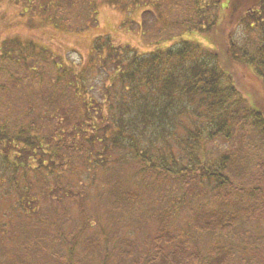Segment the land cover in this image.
Returning <instances> with one entry per match:
<instances>
[{"label":"trees","instance_id":"1","mask_svg":"<svg viewBox=\"0 0 264 264\" xmlns=\"http://www.w3.org/2000/svg\"><path fill=\"white\" fill-rule=\"evenodd\" d=\"M233 1L206 18L178 0H107L141 8L146 53L99 36L79 64L2 40L0 200L30 228L0 223V264H264V0ZM21 2L61 32L98 25L93 0ZM170 8L184 16L166 21ZM233 8L257 41L232 33L219 52L212 30ZM66 201L75 214L56 211Z\"/></svg>","mask_w":264,"mask_h":264},{"label":"rangeland","instance_id":"2","mask_svg":"<svg viewBox=\"0 0 264 264\" xmlns=\"http://www.w3.org/2000/svg\"><path fill=\"white\" fill-rule=\"evenodd\" d=\"M23 1V0H21ZM19 3V6L14 4L13 0H0V44L4 38L7 37H21L27 40H32L37 44L42 46H48L52 50L59 52L68 60H73L75 63H79L82 61H86L89 52L91 51L93 40L96 37H108L114 44L117 45H125L128 44L133 48L137 49L141 53H146L150 51L155 45L154 43L147 42V34H143V30L141 26L143 24V16L141 12V8H128L129 10L124 11L118 9L116 6L107 3V0H93L98 5V25L95 28L90 30L83 31L81 33H72V32H61L59 30L53 29V27L43 24V22L38 19V17L30 19L27 14L24 16H20L21 7L23 2ZM127 1V0H123ZM179 2L183 3H190L194 8L198 9L202 6V15L207 18L208 11L212 17L215 16L216 12L213 10L214 5L210 3L212 0H199L196 4L192 3V0H178ZM233 1V0H232ZM256 1V0H255ZM253 0H234L233 2H237V7H242L244 10L246 6H250L254 4ZM198 3L200 6L198 7ZM171 15L167 17L166 21L169 20H178L181 16L185 13L181 9L175 10L170 8ZM24 10V9H23ZM163 10V9H162ZM242 13V12H240ZM161 18L158 21L157 25H162L165 23V18L161 11L160 13ZM239 15V11L237 9H232V12L227 14V16H222L220 22L214 26L212 30L213 42L215 43L220 51H224L226 49V41L229 42V39H232L237 44L241 45L244 44H252L254 40L257 41V36L255 34L250 35L248 31L243 30L241 31L240 26L236 27V24L232 23L233 20L237 18ZM150 16V15H149ZM150 19L146 18V21L149 22ZM123 22L124 25L122 24ZM232 33H234L232 35ZM232 35V37H231ZM228 36V37H227ZM199 38V37H197ZM201 39V38H200ZM241 39V41H239ZM243 75H240V78L243 80ZM241 87V86H240ZM239 88V87H238ZM240 89V88H239ZM251 92L252 96L249 98L251 102H256L264 100L257 99L256 95L250 91L249 89L246 90L245 93ZM260 104V103H258ZM261 107L263 105H260ZM264 107V106H263ZM150 198H147L149 200ZM88 199H86L87 201ZM63 209H57L56 211H67L66 214L71 216L77 212L75 205L71 204V202H64ZM88 212L94 218L96 215L93 213L95 207L91 206L90 201L87 203ZM67 210H64V209ZM92 208V209H91ZM48 209V208H47ZM103 210L102 206L100 207L99 211ZM44 214H49L50 212L46 209L42 210ZM52 211V210H51ZM102 214V212H101ZM14 212L11 207V203L8 201H1L0 200V223L1 222H10L16 225H26V223L22 222V220H17L15 223L14 219ZM12 217V218H11ZM66 218V215L64 216ZM186 220L182 217L178 220V225L183 226V223ZM27 228H30L27 226ZM12 236V235H11ZM15 245V241L13 242ZM13 243L6 241V248L10 251L12 250L14 253L17 252V249ZM198 243L201 246H207L211 243L209 236H201L198 239ZM11 247V248H10ZM23 256V255H22ZM10 257H4L1 261L2 264H10ZM9 258V259H8ZM23 258V257H22ZM28 262V261H26Z\"/></svg>","mask_w":264,"mask_h":264}]
</instances>
